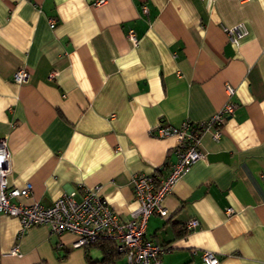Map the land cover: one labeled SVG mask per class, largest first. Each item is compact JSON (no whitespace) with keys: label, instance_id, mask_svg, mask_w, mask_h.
Instances as JSON below:
<instances>
[{"label":"crops","instance_id":"obj_1","mask_svg":"<svg viewBox=\"0 0 264 264\" xmlns=\"http://www.w3.org/2000/svg\"><path fill=\"white\" fill-rule=\"evenodd\" d=\"M239 22L248 34L236 46L223 28ZM21 67L28 77L17 84ZM227 101L235 109L220 138L201 135L202 157L164 196L167 216L146 220L145 237L164 249L159 264H202V251L217 264H264V0H0L7 182L31 184L15 203L48 206L100 185L127 220L132 174L163 177L176 160V138L151 131L204 120ZM191 218L199 226L186 230ZM75 240L43 225L19 234L18 219L0 214V264L101 259L96 243Z\"/></svg>","mask_w":264,"mask_h":264},{"label":"built area","instance_id":"obj_2","mask_svg":"<svg viewBox=\"0 0 264 264\" xmlns=\"http://www.w3.org/2000/svg\"><path fill=\"white\" fill-rule=\"evenodd\" d=\"M145 11V9H144ZM54 21H50V27ZM228 40L238 45L248 34L243 22L223 28ZM127 38L133 43L137 39L131 29ZM28 72L24 68L16 69L11 80L20 84L26 81ZM228 96L233 93V87L226 85ZM235 109V104L227 101L210 117L197 122L182 121L178 126L159 125L151 131L158 138L172 136L176 138V160L172 163L165 176L155 173L136 172L130 178V186L136 208L127 220H121L105 198L100 194V185L80 189V197L71 190L57 197L50 205L45 206L38 201L30 204L15 203L17 197H27L31 184L26 183L22 188L10 187L7 174L10 170V159L6 139L0 137V214L5 213L15 217L19 222V234L32 226L43 225L50 234L61 235L70 232L76 235L73 247L108 240L124 257V264H159V256L163 247L145 237V223L152 214L167 216V210L162 204L165 195L171 192L173 186L182 178L189 168L202 157L199 149L201 135L211 131L213 140H218L222 134L225 119ZM227 208V214L232 213ZM199 226L196 218L187 220L186 230ZM10 255H20L17 246H13ZM202 264H217L219 259L212 252L202 251L199 255Z\"/></svg>","mask_w":264,"mask_h":264},{"label":"trees","instance_id":"obj_3","mask_svg":"<svg viewBox=\"0 0 264 264\" xmlns=\"http://www.w3.org/2000/svg\"><path fill=\"white\" fill-rule=\"evenodd\" d=\"M93 243H96L100 248L102 257L99 261L90 260V264H113L114 261L121 256V254L114 248L112 242L108 240H99Z\"/></svg>","mask_w":264,"mask_h":264}]
</instances>
